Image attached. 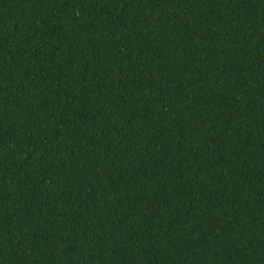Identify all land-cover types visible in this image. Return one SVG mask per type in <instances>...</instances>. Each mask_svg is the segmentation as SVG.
<instances>
[{"label":"trees","instance_id":"1","mask_svg":"<svg viewBox=\"0 0 264 264\" xmlns=\"http://www.w3.org/2000/svg\"><path fill=\"white\" fill-rule=\"evenodd\" d=\"M0 264H264V0H0Z\"/></svg>","mask_w":264,"mask_h":264}]
</instances>
